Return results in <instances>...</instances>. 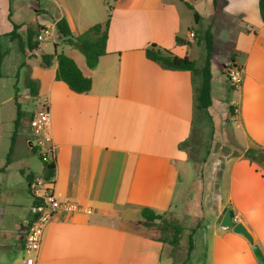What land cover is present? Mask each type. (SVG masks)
Instances as JSON below:
<instances>
[{"label": "crops", "instance_id": "0c3cea01", "mask_svg": "<svg viewBox=\"0 0 264 264\" xmlns=\"http://www.w3.org/2000/svg\"><path fill=\"white\" fill-rule=\"evenodd\" d=\"M6 3L8 8L1 11L0 6V11L8 10L10 19L25 10L24 0L16 9L12 0ZM217 4L215 8L213 0H44L35 9L48 14L49 20H36L26 29L24 21L13 22L20 44L7 35L11 30L0 31V38L8 40L6 48L0 44V264L21 257L23 223L29 217V207L23 213L11 197L17 188L9 174L14 157L24 154L18 129L12 141L11 136L15 98L19 103L28 94H20L18 82L25 87L27 77L38 85L35 102L48 105L50 140L44 146L54 147L53 193L91 210L54 216L43 229L34 264H162L163 243L142 232L138 222L143 220V207L160 214L189 212L187 185L194 168L186 147L179 144L189 142L193 131L200 76L161 68L145 56V48L155 43L195 61L194 43L203 42L196 36L207 28L213 53L211 105L205 111L213 119L231 121L243 152L222 160L211 151L204 162L207 179L218 172L217 196L212 205L204 200L203 208L194 206L199 222L191 236L188 264H258L248 241L220 222L228 209L264 254V169L244 155H264V22L258 0ZM108 13L106 53L94 68H87L84 57L71 46L57 48L91 79L89 91L75 93L55 79V61L49 67L40 64V54L52 52L54 44L38 43L37 50H31L27 33L63 16L77 35L105 21ZM175 36L186 42L176 43ZM13 40L22 55H12ZM232 52L240 77L236 87L223 68ZM217 56L221 68L216 76ZM25 170L16 171L24 178L21 171H31ZM42 172L40 164L33 173Z\"/></svg>", "mask_w": 264, "mask_h": 264}, {"label": "rangeland", "instance_id": "374dc122", "mask_svg": "<svg viewBox=\"0 0 264 264\" xmlns=\"http://www.w3.org/2000/svg\"><path fill=\"white\" fill-rule=\"evenodd\" d=\"M12 1L14 4V9L19 7L23 2V0ZM6 2L7 0H0L1 11L2 8H8V4ZM24 2L25 10L20 12L19 16H16L12 19H10L9 15H7L8 10L5 11V13H1L0 11V31L12 30L13 25L11 28V25L9 23L14 24L13 22L24 21L26 29L29 25L31 27H34L36 20L44 22L49 20L48 14L37 11L35 9V6L37 5L43 6L44 0H24ZM7 42L8 40L6 38H0V44L2 48L7 47ZM12 44V55L14 56L15 52L20 53V47L17 40H13ZM49 50H52L51 45L49 47ZM221 50L222 46H219V56H221L222 54ZM76 51L79 52L77 49ZM203 51H205L203 42L200 44H197L195 42L191 56L195 59L197 67H200L203 64ZM20 55L22 54L20 53ZM80 55L81 57H83L82 54ZM38 59L39 56H37L36 59L32 58V62L36 63ZM219 59L220 58L217 56L213 62V67L216 68L214 70L216 76L219 74L218 68H221V62ZM18 87L20 90V94H22L24 91L25 94H27L26 92H28V89L23 86L21 81L18 82ZM19 104L25 114L21 118L18 127V134L19 136H22V144L20 149L24 154H22L20 157H14V160L12 161L9 168V174H11V176L13 177L12 185L17 188L16 192L14 194H11V197L17 205L22 207L21 211H23L24 213V211L27 210V208L32 204V196L27 189V182L25 178L21 177L16 170L20 167H25L26 170L36 172L38 171L39 165L41 164L38 153L34 152L31 149L32 144H30L29 141V120L34 110L38 109L40 104L36 103L35 100L30 97L29 93L20 100ZM193 122V131L191 137L189 139V142L185 144L188 156L192 160V165L194 168L193 179L187 185L188 190L190 191L187 200V211L189 212L181 213L180 211V213L177 215L169 213L164 214L163 216L165 220L170 221L166 222L167 225L164 222L158 220H156L149 226L143 225L141 223L143 220H141V224H139V229L142 232H145L147 235L157 237L164 241V249L161 258L162 264H188V237L191 234L190 229H195L197 223L199 222V214L194 206L199 207L200 205V208H203L206 201H208V203L212 205L214 199L217 196V179L215 175H218V172H216L215 174L211 173V177H209L208 179L206 178V174L208 175L209 170L207 166L204 165V162L210 157V152L214 151L215 155H218L220 158H222V160L224 159L223 157L228 154L238 156L243 152V148L238 144L235 138L230 120L222 121L221 117L219 116L213 119L207 114L205 110L201 109L200 111H198V108L195 107ZM3 152L6 153V150H4ZM244 155L245 157H248L254 165H258L259 167L264 169V167L257 162L255 158L257 157L256 154H252L250 156L248 152H245ZM4 156L2 153L1 158L3 159ZM39 175L40 173L36 174L35 177ZM32 190L33 189H31V191ZM204 200L205 202H203ZM173 225L182 227V232L179 235L178 242L176 244H172L169 241L172 238L174 232ZM18 254L22 256V252ZM5 264H9V262H6Z\"/></svg>", "mask_w": 264, "mask_h": 264}, {"label": "trees", "instance_id": "16d2710c", "mask_svg": "<svg viewBox=\"0 0 264 264\" xmlns=\"http://www.w3.org/2000/svg\"><path fill=\"white\" fill-rule=\"evenodd\" d=\"M214 7H217V0H213ZM258 10L259 15L264 22V0H258ZM195 21H198V14L194 13ZM109 21H110V13H108L107 18L102 23H95L85 29L80 34H73L65 18L62 16L55 22V30L59 36V40L54 44V50L50 53H42L40 54V64L44 67H49L54 61L56 62V69H55V79L63 81L71 91L75 93H85L90 90L91 88V79L88 76H85L81 69L78 67L76 62L66 55L63 51H57V48L60 44L71 46L74 49H77L85 59V65L87 68L92 69L96 66L100 56L106 53V41L108 37V28H109ZM36 29L28 31L27 33V42L28 46L31 50H37L38 42L34 38L37 32L38 27ZM17 25L13 24V28L7 35L10 38H17L19 44L21 42L19 35L16 33ZM197 42L200 40L203 41L204 48H205V57L203 61V65L198 68L196 63L193 59H190L187 56H178L171 52L170 50L161 47L155 43H151L149 46L145 48V56L151 60L156 62L161 68L163 69H170V70H188L192 73V75H199L200 76V84L197 88H195L194 93V101L195 107L198 109L206 110L211 105V56L213 53V36L209 28H207L201 36H197ZM58 42H60L58 44ZM176 43H185L183 39L178 36H175ZM236 67L234 62V53L232 52L229 57L228 64H223V68L226 66ZM25 87L28 89V93L31 98H36L38 94V85L37 82L32 80L31 78L27 77L25 79ZM16 104V117L14 119V129L11 136V141L14 139V136L17 133L18 126L20 124L21 118L25 115L21 109L19 103H17L15 98ZM230 111H232V106H229ZM190 139V138H189ZM188 142V139L181 142L179 144L180 148H183L185 144ZM12 143V142H11ZM31 149L34 152L38 153V157L43 165V172L42 176L46 181H50V179L54 175V168H55V160L54 158H49L47 161L42 159V155L40 154L39 150L35 146H31ZM264 158V155H261ZM257 158V157H255ZM46 173L44 175V171ZM26 182H27V189L32 196V204L38 203L40 198L33 197L32 194V184L35 179V174L32 171L29 172H22ZM164 214L166 213H155L149 207H143L141 209V216L143 221L141 222L145 226L151 225L156 220L164 222L166 225V221L164 218ZM140 221L138 224H141ZM173 235L172 238L169 240L170 243L176 244L178 242V237L182 232V227L178 225H173ZM191 234L188 237V253L192 247V233L194 232V228L190 229ZM149 237L158 240L164 243L163 240L150 236Z\"/></svg>", "mask_w": 264, "mask_h": 264}, {"label": "built area", "instance_id": "2783aa9c", "mask_svg": "<svg viewBox=\"0 0 264 264\" xmlns=\"http://www.w3.org/2000/svg\"><path fill=\"white\" fill-rule=\"evenodd\" d=\"M190 35L192 36L193 33H190ZM35 39L38 43L50 42L55 44L59 40L55 24L38 27ZM224 72L232 86L236 87L239 85V70L236 67L228 65L224 68ZM234 110L236 111V109ZM49 122L48 105L47 103H41L39 108L34 110L29 120V141L30 144L38 148L44 161L53 158V145L44 146V141L50 140L46 133ZM41 174L35 177L32 184L33 197L41 200L29 206V217L24 221L22 229V256L11 264H34L40 247L43 229L54 216L78 210L91 212L89 208L83 207L75 201L55 196L53 193V177L50 181H46Z\"/></svg>", "mask_w": 264, "mask_h": 264}, {"label": "water", "instance_id": "95a60500", "mask_svg": "<svg viewBox=\"0 0 264 264\" xmlns=\"http://www.w3.org/2000/svg\"><path fill=\"white\" fill-rule=\"evenodd\" d=\"M257 162L264 167V158H261V157L257 158ZM45 173H46V170L44 171V175ZM220 224L223 227H230L232 231L243 236L250 244V248L257 260V263L264 264V254L262 250L257 245V243L254 242L252 235L249 233V231L244 226V224L240 221L233 220L231 213L228 209H225L223 211V216H222Z\"/></svg>", "mask_w": 264, "mask_h": 264}]
</instances>
